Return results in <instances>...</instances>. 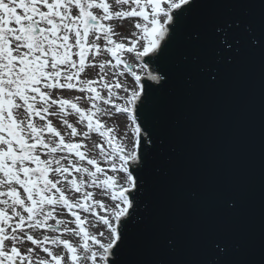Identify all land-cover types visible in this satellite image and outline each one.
<instances>
[{
    "label": "snow or ice",
    "instance_id": "obj_1",
    "mask_svg": "<svg viewBox=\"0 0 264 264\" xmlns=\"http://www.w3.org/2000/svg\"><path fill=\"white\" fill-rule=\"evenodd\" d=\"M219 2L0 0V264H125L129 209L151 153L148 147L139 151L145 85L125 57L133 54L142 69L146 57L160 64L181 39L199 40L205 21L197 9L211 10ZM229 2L240 6L237 24L243 22L244 33L264 34V0ZM132 17L139 18L136 30L117 40L120 34L109 22ZM252 44L264 60V44L255 39ZM179 61L187 64L189 55L182 53ZM121 66L134 78L131 88L119 80ZM90 68H98L95 79L86 76ZM161 71H149L147 80L163 86L168 73ZM63 90L81 95L66 98ZM115 114L130 121L131 147L127 133L121 136L103 120ZM69 116L85 131L79 132ZM52 118L65 126L63 133ZM92 133L102 142L89 147L84 141ZM89 189L101 190L110 203L95 199ZM227 204L233 208L237 202ZM65 213L70 218H61ZM65 234L78 238L76 243ZM61 246L65 255L54 251ZM214 247L221 264L229 246ZM261 256L258 262L234 264H264V223Z\"/></svg>",
    "mask_w": 264,
    "mask_h": 264
},
{
    "label": "water",
    "instance_id": "obj_2",
    "mask_svg": "<svg viewBox=\"0 0 264 264\" xmlns=\"http://www.w3.org/2000/svg\"><path fill=\"white\" fill-rule=\"evenodd\" d=\"M197 15L205 21L199 40L181 39L160 64L145 58L168 76L163 86L141 80L139 151L151 153L129 209L125 264H216L217 243L229 246L221 264L262 258L264 60L252 40L264 44V34L244 33L240 6L229 0Z\"/></svg>",
    "mask_w": 264,
    "mask_h": 264
},
{
    "label": "rangeland",
    "instance_id": "obj_3",
    "mask_svg": "<svg viewBox=\"0 0 264 264\" xmlns=\"http://www.w3.org/2000/svg\"><path fill=\"white\" fill-rule=\"evenodd\" d=\"M106 2L112 3V0H106ZM142 2H143V0H142ZM138 19L139 18L132 17V18H126V19H122V20H120V19L113 20V22H115V24H112V25H115L114 30L120 34L116 38L117 39H120L121 37H130V34L133 31L136 30L134 28V23ZM125 42H127V41H125ZM101 43H103V41H101ZM108 58L109 57L101 56L99 59H108ZM125 59L127 60V63L133 65L132 63L129 62L128 55H126ZM133 62H138L137 64H139V61H136L135 59H133ZM137 64L136 65H133V68H134V70L136 72L139 71L138 70L139 68L137 67L138 66ZM120 70L121 71H124V76L119 77V80H120L121 83H122L123 80H125V77H127V80L129 82H131V83L134 82V78L130 75V73H128L123 68V66H121V69ZM88 71L91 72V73H93V78L95 79L96 76H97L98 68H91L90 70H87V72ZM109 76L111 77V73H109ZM120 91H122V89H120ZM122 92H120V95L122 94ZM104 94L106 95V93H104ZM62 95L64 97H66V98H71L73 96L81 95V94L78 93V92H76V91H74V90H72V91H70V90H63ZM80 106L81 107H88V105L85 104V103H83V102H81V105ZM105 107H110V106H105ZM52 119H53L54 126L57 127L63 133L65 131V126L62 124V122H60L56 118H52ZM68 120H69L70 123H73L77 127V129H78L79 132L85 131V128L83 126L76 124V117L75 116H69L68 117ZM103 120H104L106 126H108V127H115L117 129L118 133L121 136H123L124 133H127L129 138L132 137V133H131L130 129H128V127H126L124 125V123H123V121H126V123H128V124L130 123V121L126 117V114H115L113 117H111V118L105 117V118H103ZM75 139L77 141H79L81 139V137H76ZM101 142H102V138L99 137V135L96 134V133H92L90 135V137L87 140L84 141V143L87 144L89 147H92V145L94 143H101ZM128 142H129V144H131V139H129ZM97 152H98V149H94L92 154L95 155ZM102 166H104V165H102ZM108 172H109V174H112L110 170H108ZM89 190L95 192L94 197H96L98 195L101 196V197H103V192L101 190H99V189H96V190L89 189ZM77 195H79V194H77ZM98 211H99V209H98ZM61 218H70V217H68L67 214L65 213V215L62 216ZM41 231L43 232L44 230H41ZM52 235H55V234H52ZM68 237H70V235L65 234V236L63 238L67 239ZM29 246H31V245L29 244ZM62 249L63 248L61 246V248H58L57 250L62 251ZM40 255L41 256H45V258H46V254H44V253L41 252Z\"/></svg>",
    "mask_w": 264,
    "mask_h": 264
},
{
    "label": "bare ground",
    "instance_id": "obj_4",
    "mask_svg": "<svg viewBox=\"0 0 264 264\" xmlns=\"http://www.w3.org/2000/svg\"><path fill=\"white\" fill-rule=\"evenodd\" d=\"M150 11V10H149ZM109 23H111V24H115V22H113V21H111V22H109ZM113 26V28H115V25H112ZM130 36H131V34H130ZM117 39V38H116ZM117 40H119V39H117ZM127 43V42H126ZM128 57H129V62L130 63H132L133 65H136L138 62H133V59H135L134 58V55L133 54H128ZM140 63V62H139ZM137 65H139V64H137ZM138 67V66H137ZM139 69V71L137 72L139 75H141V78L143 79V78H146L147 79V73L150 71V69H149V67L147 66L146 68H140V67H138ZM91 69V68H90ZM90 69H88V70H90ZM153 73V72H152ZM154 74V73H153ZM86 75H87V77L88 78H92V79H94L93 78V73H91V72H86ZM154 75H156V74H154ZM122 83L123 84H125L126 86H128V87H132L133 86V83L134 82H129L127 79H125V80H123L122 81ZM117 91H119V93L120 92H122V91H120V89H118ZM121 95H124V93L122 92V94ZM123 123H124V125L127 127V125H128V123H126V121H123ZM126 123V124H125ZM130 139V138H129ZM129 140H126L125 142L126 143H128V145H129V147H131V144H129V142H128ZM95 199H97V200H105V203H110V201H108L105 197H104V195H103V197H101V196H96V197H94ZM74 226V225H73ZM42 231L40 230L39 232H37V235L38 236H40V233H41ZM68 240H70L71 242H73L74 244L76 243V240L78 239V238H73L72 236H70V237H68L67 238ZM27 247H30L29 246V244H26L25 245V248H27ZM54 251L56 252V253H58V254H61V255H65V252H64V250L62 249V251H59V250H55L54 249ZM47 258V257H46Z\"/></svg>",
    "mask_w": 264,
    "mask_h": 264
}]
</instances>
